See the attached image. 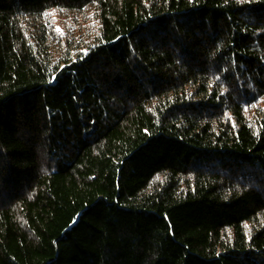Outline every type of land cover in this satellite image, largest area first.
Instances as JSON below:
<instances>
[{
	"label": "trees",
	"instance_id": "trees-1",
	"mask_svg": "<svg viewBox=\"0 0 264 264\" xmlns=\"http://www.w3.org/2000/svg\"><path fill=\"white\" fill-rule=\"evenodd\" d=\"M0 264H264V0H0Z\"/></svg>",
	"mask_w": 264,
	"mask_h": 264
}]
</instances>
